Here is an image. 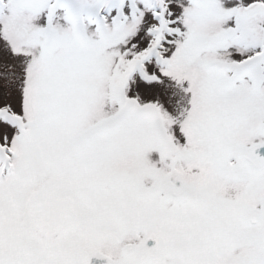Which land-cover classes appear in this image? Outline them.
Masks as SVG:
<instances>
[{"label": "snow or ice", "instance_id": "obj_1", "mask_svg": "<svg viewBox=\"0 0 264 264\" xmlns=\"http://www.w3.org/2000/svg\"><path fill=\"white\" fill-rule=\"evenodd\" d=\"M0 264H264V0H0Z\"/></svg>", "mask_w": 264, "mask_h": 264}]
</instances>
